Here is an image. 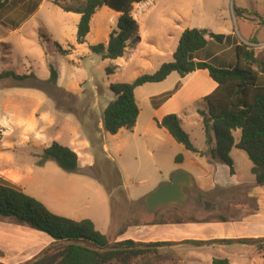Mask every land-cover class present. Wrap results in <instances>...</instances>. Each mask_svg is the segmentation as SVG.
<instances>
[{
    "label": "rangeland",
    "instance_id": "1",
    "mask_svg": "<svg viewBox=\"0 0 264 264\" xmlns=\"http://www.w3.org/2000/svg\"><path fill=\"white\" fill-rule=\"evenodd\" d=\"M77 1L84 0H59L63 5L71 6H76ZM235 8L244 10V15L236 16ZM132 13L139 24L140 42L135 47H128L121 58L103 59L89 46L107 43L110 32L117 27L120 14L108 6L96 10L83 44L76 42L74 16H69L53 0H10L0 11V72L14 70L29 75L22 81L0 79V182L20 187L58 215L77 220L91 219L97 229L108 235L113 231V204L117 211L115 208L131 204L129 198L149 194L155 188L156 180L162 177L160 170H167L165 161L149 157L144 142L130 139L128 143L124 134L114 136L101 131L103 112L115 97L110 85L132 82L171 61L180 35L187 28H204L220 34L233 32L237 39L255 41L259 46L253 48L259 56L263 49L260 45H264V0H145L134 4ZM54 41L65 48L74 46L72 53L59 54ZM50 65L59 72L57 82L36 85L31 73L47 81L51 75ZM107 67H115V72L108 73ZM171 74L173 76L161 82L145 83L135 89L141 109L140 123L147 122L154 108L165 101H160L163 92L149 96L169 87L173 79L180 76L178 72ZM201 101L185 113L166 115L177 114L181 121L184 120V130L193 144L206 149L209 143L202 130L201 118H198L199 110L204 106ZM170 105L163 111L169 110ZM234 136L238 140L241 130L234 131ZM212 137L215 138L214 134ZM53 141L77 152V172H67L55 161L37 164L44 149ZM233 150L243 157L239 160L240 156H237L242 162L238 163V175L243 180L250 179L253 177L252 164L247 153L238 148ZM185 166L197 173L195 162L187 160ZM186 191L189 193L187 200L196 198L201 203L192 188ZM203 196L205 201L199 206L206 214L201 210L193 211L195 218L207 215L210 220H219L220 215H224L228 220L249 210L250 202L244 194L229 202L226 210H223L225 203L217 200L215 190ZM210 203L214 204L211 206ZM140 204L144 205L143 199ZM171 206L175 211L171 207L172 212L166 218L182 220L185 217L180 213L186 217L191 215L190 202ZM4 218L0 216V219ZM9 233L10 241H0V256L7 254L9 259L20 258L28 251V246L18 248L17 238L24 236V244H27L28 233H16L14 228ZM15 238L17 241H12ZM156 249V252L137 258L133 264H207L214 254L228 258L231 264H264V257L249 245L204 249L191 245L173 248L163 245ZM2 262L0 260V264H4Z\"/></svg>",
    "mask_w": 264,
    "mask_h": 264
},
{
    "label": "trees",
    "instance_id": "2",
    "mask_svg": "<svg viewBox=\"0 0 264 264\" xmlns=\"http://www.w3.org/2000/svg\"><path fill=\"white\" fill-rule=\"evenodd\" d=\"M9 1L0 0V11ZM143 1L145 0H84L77 1L76 6L63 5L59 0H53V3L64 11L80 14L76 32L77 44L86 41L92 17L98 8L108 6L119 12L117 27L110 32L107 43L100 42L89 46L92 52L103 59H117L125 55L128 47H135L141 40L139 24L132 10L134 4ZM234 12L236 16H243L245 11L235 8ZM209 37L220 43L230 38L228 35L204 28H187L180 36L172 61L164 62L154 73L140 75L132 82L111 84L110 89L115 97L103 112L104 129L111 134H116L123 128L130 131L134 129L141 110L135 97V89L138 86L149 82H161L172 72L185 76L198 69H207L211 78L218 84L215 90L201 101L207 110H199L208 143L213 141L212 134L215 137V146L210 149V153L218 161L227 164L231 173H234L231 151L234 147L245 151L253 163L251 172L256 177V183L262 185L264 184V83L260 74L264 73V60L259 59L255 49L244 42L234 46L236 62L233 65L219 67L208 61L195 60L194 53L206 47ZM54 47L64 56L71 54L74 49V46L65 48L58 41H54ZM50 69L51 75L47 81H42L31 73L36 85L57 82L58 70L53 65H50ZM106 70L108 73H114L115 67H107ZM28 76L14 70L0 72V79L12 78L22 81ZM173 92L172 90L162 95L160 101L172 96ZM158 123L186 149L204 154L193 144L177 114L166 115ZM237 129L241 130L238 142L234 136V131ZM1 137L0 131V139ZM50 160L55 161L67 172H77L79 169L77 152L58 141H53L44 149L37 164L44 165ZM182 160V155H177L176 161ZM0 216L12 217L18 223L29 225L54 239V242L43 250L41 258L33 264H133L137 258L156 252V247L171 244L164 241L145 243L132 239L112 241L97 229L91 219L77 220L58 215L20 187L6 182H0ZM259 241L254 238L218 240L224 243L252 244ZM192 243L202 242L192 241ZM257 249L262 252L264 244L259 242ZM211 264H231V262L226 257H216Z\"/></svg>",
    "mask_w": 264,
    "mask_h": 264
},
{
    "label": "crops",
    "instance_id": "3",
    "mask_svg": "<svg viewBox=\"0 0 264 264\" xmlns=\"http://www.w3.org/2000/svg\"><path fill=\"white\" fill-rule=\"evenodd\" d=\"M65 12L69 16H74V20L78 25L80 14L75 12ZM225 35L230 36V38L223 43L209 37L206 47L194 53L195 60L208 61L219 67L233 65L236 62L234 46L240 43L241 40H247L241 38L237 39L233 36V32H229ZM261 46L263 48L260 51L262 54L259 56V53L256 52V56L259 59L264 60V45H260V47ZM171 75L172 74L168 77ZM260 78L264 83V73L260 74ZM217 85V82L211 78L207 69H198L185 76H176L170 83L169 87L150 94L149 97L151 98L158 95L159 92H163L161 94H164L169 89L170 91H174L171 97L165 100L159 107L154 108L153 114L147 122L140 123V117H138L136 126L132 131L123 128L118 133L114 134V136L124 134L126 139H128V143L130 139L131 141L136 140V142L142 141L149 150V157L151 159H158L161 162H166L167 170L166 172L160 170L162 177L159 180H156L155 188H153V190L162 183L171 181L172 176L176 171L184 169L185 172L188 174L190 173L192 176L193 184L190 188H192L194 196H199L201 198V203L205 201L203 194L215 190L218 194L217 200H222L225 203L223 210H226L230 206L228 204L229 202L235 201V198L238 197L239 194H244L246 199L250 202V205L248 206L249 210H247L246 213L239 214L237 217L228 218V220L224 215H220L219 220H210L207 218V215L195 218L192 212H200L201 210V212L204 213L202 210L203 208L199 206L201 203L196 198H192V201L187 200L189 193L185 189L187 193L186 205L190 202L188 210H190L191 215L186 217L180 213V216H184L185 218L182 220H176L173 218H166V215L175 211V208L171 206L174 204L162 205L155 210H149L146 207L145 201L144 205L140 204V200H144L146 195L138 196L137 198H129L128 195L131 202L130 205L123 204L122 207L115 208L117 210L115 211L113 204V231L112 234H106L111 240L121 241L132 239L145 243L164 241L171 242V244L165 245L170 248L184 245H191L192 248L196 247L199 249L207 247H225L233 244L249 245L264 257V249L262 252L257 249V244L259 242L264 244V241L262 240L264 239V184H257L256 177L252 172L253 177H250V179H241L238 175V163H242L239 162V160H242L243 157L238 153H234L233 149L236 147L231 151V156L234 160V173H231L230 167L227 164L218 161L210 153V149L215 146V138L212 143H207L208 145L206 146V149L199 148L202 151H206L204 154L195 153L188 151L183 144L178 143L172 134L158 123L159 120L170 112L181 111L185 113L186 110H190L194 104L214 91ZM168 105H170V109L164 112V108ZM201 110L206 111L207 107L204 105L201 107ZM189 113L191 114V112ZM198 116L202 121L200 113ZM182 127L184 128V120H182ZM100 129L104 133L107 132L104 129L103 122L100 124ZM202 130H204V127ZM125 132H131L132 135ZM238 141L239 139L236 140V142ZM106 148L108 149L107 146ZM179 154H182L184 157L182 162L174 163L175 157ZM238 155L240 156V159L237 158ZM187 160L195 162L197 173L186 168L185 165ZM251 164L252 168L253 163L251 162ZM156 166L157 170H159V165L157 164ZM109 195L111 196L110 198H112V194L110 193ZM212 204L214 203H210L211 206ZM171 207L174 210L171 211ZM19 224L20 223L14 219H10V217L0 219V241H10V239H12V236L9 233L12 228L16 229V233H28L27 244H24V236H18V241L16 238L12 240L17 241L18 248L27 245L28 251H25L23 256L17 259H9L7 254L6 256L1 255L0 260H2V263L4 264H23L31 261L40 256L43 250L54 242V239L48 234L33 229L29 225ZM239 238H254L259 239L260 241L255 244L242 242H218V240L222 239ZM192 241H201L202 243L193 244ZM216 257L220 256L216 254L212 255L207 264H211L213 258Z\"/></svg>",
    "mask_w": 264,
    "mask_h": 264
},
{
    "label": "water",
    "instance_id": "4",
    "mask_svg": "<svg viewBox=\"0 0 264 264\" xmlns=\"http://www.w3.org/2000/svg\"><path fill=\"white\" fill-rule=\"evenodd\" d=\"M192 184V176L183 170H178L172 176L171 181L162 183L146 195L144 201L147 209L155 210L157 207L167 204L185 205L187 198L185 188H190ZM41 256L42 255L26 264H33L35 261L39 260Z\"/></svg>",
    "mask_w": 264,
    "mask_h": 264
},
{
    "label": "built area",
    "instance_id": "5",
    "mask_svg": "<svg viewBox=\"0 0 264 264\" xmlns=\"http://www.w3.org/2000/svg\"><path fill=\"white\" fill-rule=\"evenodd\" d=\"M247 45L251 46V47H258L259 45L258 44H255V43H251L249 41H244Z\"/></svg>",
    "mask_w": 264,
    "mask_h": 264
},
{
    "label": "flooded vegetation",
    "instance_id": "6",
    "mask_svg": "<svg viewBox=\"0 0 264 264\" xmlns=\"http://www.w3.org/2000/svg\"><path fill=\"white\" fill-rule=\"evenodd\" d=\"M185 189H188V187H186Z\"/></svg>",
    "mask_w": 264,
    "mask_h": 264
}]
</instances>
